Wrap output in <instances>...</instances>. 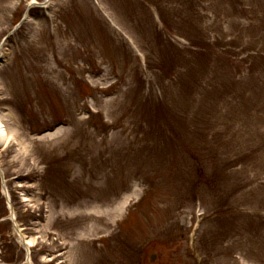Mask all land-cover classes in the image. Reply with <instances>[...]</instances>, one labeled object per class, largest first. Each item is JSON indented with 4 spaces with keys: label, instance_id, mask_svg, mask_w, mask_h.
<instances>
[{
    "label": "rangeland",
    "instance_id": "374dc122",
    "mask_svg": "<svg viewBox=\"0 0 264 264\" xmlns=\"http://www.w3.org/2000/svg\"><path fill=\"white\" fill-rule=\"evenodd\" d=\"M1 47L0 264L5 187L33 264H264V0H0Z\"/></svg>",
    "mask_w": 264,
    "mask_h": 264
},
{
    "label": "bare ground",
    "instance_id": "6f19581e",
    "mask_svg": "<svg viewBox=\"0 0 264 264\" xmlns=\"http://www.w3.org/2000/svg\"><path fill=\"white\" fill-rule=\"evenodd\" d=\"M47 1H49V0H46V2ZM3 56H4V52H3L2 47H1L0 48V58H3ZM7 119H10L9 115L5 114L3 112H0V146L6 144L9 141L10 136L13 135L14 129H13V127L10 126L9 120H7ZM6 190L7 189L5 188V191ZM20 234H21V239H24V241H25V245L30 248L32 246L31 243L34 240L28 239L27 236L23 235L21 230H20ZM28 262H29V264H33L30 255H28Z\"/></svg>",
    "mask_w": 264,
    "mask_h": 264
},
{
    "label": "water",
    "instance_id": "95a60500",
    "mask_svg": "<svg viewBox=\"0 0 264 264\" xmlns=\"http://www.w3.org/2000/svg\"><path fill=\"white\" fill-rule=\"evenodd\" d=\"M11 214H12L13 219H14V227H15L16 231L20 234V228H19V226L17 225V223L15 221L14 213H13V208L12 207H11ZM20 236H21V234H20ZM27 263L29 264L28 260H27Z\"/></svg>",
    "mask_w": 264,
    "mask_h": 264
}]
</instances>
